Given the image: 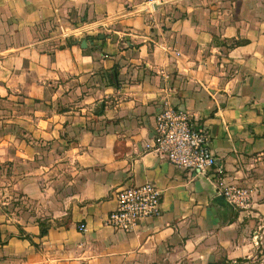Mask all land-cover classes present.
I'll return each mask as SVG.
<instances>
[{
    "label": "crops",
    "instance_id": "obj_1",
    "mask_svg": "<svg viewBox=\"0 0 264 264\" xmlns=\"http://www.w3.org/2000/svg\"><path fill=\"white\" fill-rule=\"evenodd\" d=\"M165 99L248 211L146 148ZM147 182L161 215L106 225ZM0 264H264V0H0Z\"/></svg>",
    "mask_w": 264,
    "mask_h": 264
},
{
    "label": "built area",
    "instance_id": "obj_2",
    "mask_svg": "<svg viewBox=\"0 0 264 264\" xmlns=\"http://www.w3.org/2000/svg\"><path fill=\"white\" fill-rule=\"evenodd\" d=\"M90 29L70 27L62 29V32L79 37ZM197 120L189 111L165 99L156 115L155 136L146 148L178 168L207 176L217 193L236 211H248L252 207L251 190L228 181L225 166L218 162L211 147L209 128L200 125ZM162 201L163 191L152 182L120 188L116 192V208L108 214L105 224L132 232L141 222L161 215ZM79 229L85 231L87 225L82 223Z\"/></svg>",
    "mask_w": 264,
    "mask_h": 264
},
{
    "label": "water",
    "instance_id": "obj_3",
    "mask_svg": "<svg viewBox=\"0 0 264 264\" xmlns=\"http://www.w3.org/2000/svg\"><path fill=\"white\" fill-rule=\"evenodd\" d=\"M104 35H102V37H103ZM77 44L78 43H80L83 47H86L87 46V44H88V39H82V40H77V42H76ZM217 200H216V203H218V204H221V205H223L224 207L225 206H227V207H229L230 209H232L233 211L235 210L234 209V207L223 197V196H221V195H219L217 198H216Z\"/></svg>",
    "mask_w": 264,
    "mask_h": 264
},
{
    "label": "trees",
    "instance_id": "obj_4",
    "mask_svg": "<svg viewBox=\"0 0 264 264\" xmlns=\"http://www.w3.org/2000/svg\"><path fill=\"white\" fill-rule=\"evenodd\" d=\"M241 44H244V41L235 40L230 46H238ZM46 232H47V228H43L41 234H45Z\"/></svg>",
    "mask_w": 264,
    "mask_h": 264
}]
</instances>
